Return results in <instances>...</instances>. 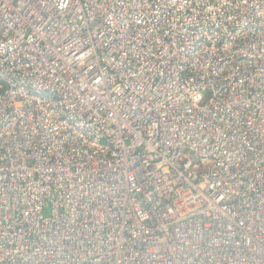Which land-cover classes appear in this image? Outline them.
<instances>
[{
  "label": "built area",
  "instance_id": "obj_1",
  "mask_svg": "<svg viewBox=\"0 0 264 264\" xmlns=\"http://www.w3.org/2000/svg\"><path fill=\"white\" fill-rule=\"evenodd\" d=\"M0 264H264V0H0Z\"/></svg>",
  "mask_w": 264,
  "mask_h": 264
}]
</instances>
